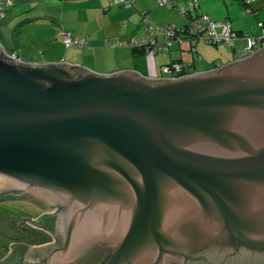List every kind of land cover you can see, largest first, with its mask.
Masks as SVG:
<instances>
[{
	"label": "water",
	"instance_id": "1",
	"mask_svg": "<svg viewBox=\"0 0 264 264\" xmlns=\"http://www.w3.org/2000/svg\"><path fill=\"white\" fill-rule=\"evenodd\" d=\"M9 198L57 206L61 235L0 264H264V48L178 79L0 48Z\"/></svg>",
	"mask_w": 264,
	"mask_h": 264
},
{
	"label": "crops",
	"instance_id": "2",
	"mask_svg": "<svg viewBox=\"0 0 264 264\" xmlns=\"http://www.w3.org/2000/svg\"><path fill=\"white\" fill-rule=\"evenodd\" d=\"M160 1L136 0L133 6L124 7L112 4V0H13L5 19L0 21V48L34 64L62 63L105 75L134 70L146 77L160 78L162 68L154 69L144 55L147 53H135L132 48L131 51L116 49L118 47L111 50L105 45L110 39L128 41L139 36L137 31L143 34L141 36L147 35L141 31L142 11H148L151 20L158 25L183 24L180 9L188 0H176V6L172 3L162 5ZM199 1L196 13L205 12L214 18H225L239 32L253 35V32L259 31L258 21H264V0H255L252 4L256 14L244 13L245 5L241 0ZM66 31L87 37L88 45L83 48L67 47L63 43ZM185 42H174L171 49L177 46L185 50ZM123 61L131 64L116 67ZM233 61L235 59L213 68Z\"/></svg>",
	"mask_w": 264,
	"mask_h": 264
},
{
	"label": "built area",
	"instance_id": "3",
	"mask_svg": "<svg viewBox=\"0 0 264 264\" xmlns=\"http://www.w3.org/2000/svg\"><path fill=\"white\" fill-rule=\"evenodd\" d=\"M136 0H112L114 5H122L131 7ZM255 0H241L245 5L243 12L246 14H256V10L252 4ZM172 3L176 6V0H161L160 4L164 5ZM13 4V0H0V21L5 19L8 7ZM200 6L199 0H188L180 9L183 18V24L169 23L167 25L155 24L150 17L148 11L141 12V28L147 33L145 36L132 37L128 41L110 39L106 45L112 47H129L132 49L142 50L145 53L157 54L163 53L170 58L167 64L162 65V75L171 76L177 79L182 75L189 73L192 65L182 64L170 57L171 45L174 42H189L191 45L190 52H197V42L204 40L205 42L217 46L224 43L228 46L235 47L236 41L243 40L246 42L239 56H248L255 52V47L264 41V21H258L257 25L261 30L260 37H252L249 32H239L234 30L229 21L225 18H214L209 13H196ZM87 37L74 36L70 32H64L63 43L67 46H85L88 43ZM6 55L17 61H25L15 53H7ZM220 68V67H218ZM217 69V68H214Z\"/></svg>",
	"mask_w": 264,
	"mask_h": 264
},
{
	"label": "rangeland",
	"instance_id": "4",
	"mask_svg": "<svg viewBox=\"0 0 264 264\" xmlns=\"http://www.w3.org/2000/svg\"><path fill=\"white\" fill-rule=\"evenodd\" d=\"M182 5L181 7H183ZM141 24V20H140ZM144 32L143 29H141ZM67 32V31H66ZM139 36L143 35L140 31H137ZM261 30L253 32L252 37H260ZM76 36V35H74ZM137 36V37H139ZM179 44V42H176ZM246 42L243 40L236 41L235 47L225 45L224 43H219L217 46L209 44L204 40H200L197 42L198 51L194 53V56L198 57V54L201 56L199 58H194L192 53L190 52L191 45L189 42H185L184 49L180 50L177 46L171 49L172 51V59L181 60V63L192 65L188 70L192 71L193 67H195V71L203 72L207 70H211L215 65H222L223 62H228L229 60L237 59L239 53L243 50ZM88 45V43H87ZM85 45V46H87ZM106 45V44H105ZM111 47L110 49H114L116 47ZM76 48H83L84 46H72ZM116 49H132L128 47H118ZM149 59L150 65L155 69L156 67L161 68L162 63H168L170 61L169 57L164 56L162 53L152 54L147 53L144 54ZM156 58V60H155ZM27 62V61H26ZM120 62V61H119ZM131 63H121L116 67H124L129 66ZM91 70V69H90ZM93 71V70H92ZM5 202V203H4ZM58 207H53L48 211L57 212ZM50 215V214H48ZM24 227H28L32 230L31 235L29 236V241L22 240L21 235L24 232ZM37 232L38 236L33 233ZM54 234L53 236H51ZM5 235H11L13 237L12 242H24L33 246L43 247L48 245H53L58 242V236L61 234L57 230H53L49 227H45L44 223H42V216L39 214V210L31 208L29 205L21 203V201H13L0 202V260H10L11 255L16 251L15 248L9 245V242L5 240ZM44 235V237H43ZM15 237V238H14ZM3 244H8L10 247L5 248Z\"/></svg>",
	"mask_w": 264,
	"mask_h": 264
},
{
	"label": "flooded vegetation",
	"instance_id": "5",
	"mask_svg": "<svg viewBox=\"0 0 264 264\" xmlns=\"http://www.w3.org/2000/svg\"><path fill=\"white\" fill-rule=\"evenodd\" d=\"M264 48V41L263 42H261V43H259L258 45H256V47H255V52L254 53H252L251 55H246V56H242V57H237V59H235V61H239V60H246V59H248V58H250V57H252L253 55H255L258 51H260L261 49H263ZM234 62V61H233ZM165 64H167V63H165ZM164 65V64H163ZM215 68H218V67H215ZM221 68V67H220ZM214 69V68H213ZM162 70V69H161ZM197 71H195V67H193V69H192V71H189V73L188 74H186V75H182V76H180V77H178V78H183V77H187V76H190V75H193L194 73H196ZM177 78V79H178ZM160 79H173L171 76H163V77H160ZM13 198H9L8 200H6L7 202H13V200H12ZM21 201V200H20ZM5 203V202H4ZM21 203H24V204H26V205H29L31 208H34V209H37V210H39V214L42 216V221L44 222V226L45 227H47V224L45 223V222H47L48 223V221H49V219H48V217L49 216H51L52 217V215H48V214H56L57 212H55V211H53V212H51L50 213V211H48L49 210V207H47L48 209H45L46 207L45 206H38V205H36V204H34V203H31L30 201H26V200H22L21 201ZM50 218V217H49ZM24 232H23V234L21 235V239L22 240H25V241H29V236L31 235V233H32V230L30 229V228H28V227H24ZM33 233H35L37 236H38V234H37V232H33ZM54 234H52L51 236H53ZM43 237H44V235H43ZM15 238V237H14ZM13 237L11 236V235H5V240L6 241H10V242H12L13 240ZM59 244V242H56V244H55V246H59L58 245ZM3 246L5 247V248H7L8 249V247H10L8 244H3Z\"/></svg>",
	"mask_w": 264,
	"mask_h": 264
},
{
	"label": "trees",
	"instance_id": "6",
	"mask_svg": "<svg viewBox=\"0 0 264 264\" xmlns=\"http://www.w3.org/2000/svg\"><path fill=\"white\" fill-rule=\"evenodd\" d=\"M133 51H134L135 53H145L144 51H142V50H137V49H133Z\"/></svg>",
	"mask_w": 264,
	"mask_h": 264
}]
</instances>
